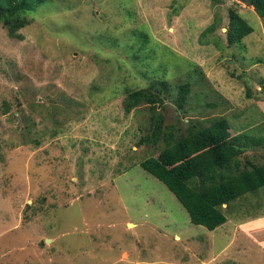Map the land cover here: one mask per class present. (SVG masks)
<instances>
[{
    "label": "rangeland",
    "instance_id": "obj_1",
    "mask_svg": "<svg viewBox=\"0 0 264 264\" xmlns=\"http://www.w3.org/2000/svg\"><path fill=\"white\" fill-rule=\"evenodd\" d=\"M234 17L252 31L229 44ZM26 19L17 37L0 24V264H264V210L238 198L216 229L191 223L140 166L163 147L141 140L149 105L124 108L146 89L175 138L264 136L251 0H47Z\"/></svg>",
    "mask_w": 264,
    "mask_h": 264
},
{
    "label": "trees",
    "instance_id": "obj_2",
    "mask_svg": "<svg viewBox=\"0 0 264 264\" xmlns=\"http://www.w3.org/2000/svg\"><path fill=\"white\" fill-rule=\"evenodd\" d=\"M45 1L0 0V24L7 29L8 35L17 37V31L28 22L26 15ZM251 3L256 13L264 16V0H251ZM251 31V26L243 19L234 17L226 30L227 42H239ZM187 91L188 85L182 87L181 93ZM183 99L181 95L180 105ZM161 100L160 95L138 89L128 93L124 108L129 112L141 103L149 105L152 131L141 140L153 145L161 140L163 147L158 157H147L140 166L169 189L187 211L190 222L214 230L228 220L231 205L233 210L241 207V204H233L238 198H243L247 213L256 215L255 211L264 210L261 199L264 198V161L258 163L257 159L243 154L264 144V136L202 132L207 141L197 142L196 130L188 128L185 136L175 138L174 128L164 126L162 115L155 113V103ZM192 145L196 146L193 150Z\"/></svg>",
    "mask_w": 264,
    "mask_h": 264
},
{
    "label": "crops",
    "instance_id": "obj_3",
    "mask_svg": "<svg viewBox=\"0 0 264 264\" xmlns=\"http://www.w3.org/2000/svg\"><path fill=\"white\" fill-rule=\"evenodd\" d=\"M253 218H256V217H253ZM263 218H264V217H262V218H260V219L264 220ZM260 219H258V220H260ZM254 220H255V219H254ZM252 221H253V219H252ZM252 221H249V223L252 222ZM133 225H134V224H133ZM133 225H132V226H133ZM243 234L247 236L248 240L251 239V238H249V236L252 237V236L249 235V234H245V233H243ZM251 241H253V240H251ZM263 241H264V240H261V241H260V240H256V242L259 243L258 245L261 246L262 249H263V251H264V243H263Z\"/></svg>",
    "mask_w": 264,
    "mask_h": 264
},
{
    "label": "bare ground",
    "instance_id": "obj_4",
    "mask_svg": "<svg viewBox=\"0 0 264 264\" xmlns=\"http://www.w3.org/2000/svg\"><path fill=\"white\" fill-rule=\"evenodd\" d=\"M132 223L129 224V226H131Z\"/></svg>",
    "mask_w": 264,
    "mask_h": 264
}]
</instances>
